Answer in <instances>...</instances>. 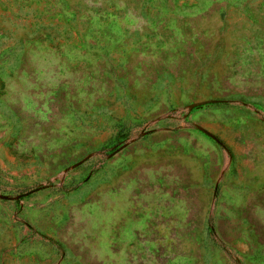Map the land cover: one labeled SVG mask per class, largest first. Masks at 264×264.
Wrapping results in <instances>:
<instances>
[{
    "label": "rangeland",
    "instance_id": "1",
    "mask_svg": "<svg viewBox=\"0 0 264 264\" xmlns=\"http://www.w3.org/2000/svg\"><path fill=\"white\" fill-rule=\"evenodd\" d=\"M0 264H264V0H0Z\"/></svg>",
    "mask_w": 264,
    "mask_h": 264
}]
</instances>
